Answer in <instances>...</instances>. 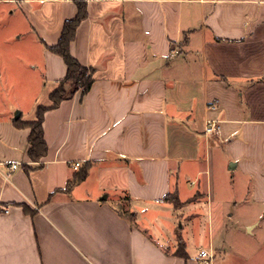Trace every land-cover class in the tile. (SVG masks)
<instances>
[{
	"label": "crops",
	"instance_id": "obj_1",
	"mask_svg": "<svg viewBox=\"0 0 264 264\" xmlns=\"http://www.w3.org/2000/svg\"><path fill=\"white\" fill-rule=\"evenodd\" d=\"M75 1L0 0V264H199L207 248L224 264L231 211L264 242V0H78L71 53L94 82L66 85L34 162L15 121L36 122L66 77L50 48ZM76 163L89 173L67 192Z\"/></svg>",
	"mask_w": 264,
	"mask_h": 264
},
{
	"label": "trees",
	"instance_id": "obj_2",
	"mask_svg": "<svg viewBox=\"0 0 264 264\" xmlns=\"http://www.w3.org/2000/svg\"><path fill=\"white\" fill-rule=\"evenodd\" d=\"M75 2L78 8L77 16L74 19L65 22L59 43L50 48L52 52L61 56L67 65L66 77L60 81L58 88L50 96L52 105L50 107L40 106L38 108L36 122L26 123L21 121V119L15 121V125L18 128H30L31 130L29 137V156L34 162H40L48 153V145L44 135L45 113L50 109L58 108L65 100L67 95L66 85L68 83L75 84L78 89H81L82 94L86 95L94 82V70L83 66L71 53V45L76 39L77 30L80 24L88 17L87 3L78 0ZM89 169L90 164L88 163L81 166L79 171L68 182L65 191L71 192L76 185L82 183L87 178ZM165 201L173 203L177 208L182 206V203L176 194L167 195ZM22 207L27 213H32L27 205L23 204ZM119 213L133 219V214H126L122 210H119ZM186 247V243L180 238L177 254L181 257L187 258L188 254Z\"/></svg>",
	"mask_w": 264,
	"mask_h": 264
},
{
	"label": "rangeland",
	"instance_id": "obj_3",
	"mask_svg": "<svg viewBox=\"0 0 264 264\" xmlns=\"http://www.w3.org/2000/svg\"><path fill=\"white\" fill-rule=\"evenodd\" d=\"M216 208H217V204L215 203L214 205L215 219H216V215H218L219 213V210ZM231 213H233V219L232 220L230 219L231 221L228 222L229 226L226 237L227 238L226 246L228 248L227 250L228 252L224 256L222 255L223 257L219 255L217 259L221 258L220 262H223L224 264H231V261L235 260V258L237 257L238 262H240L242 258L244 259L242 260V262L245 264V258L249 257L253 251L257 250L259 252V256L261 254H264V242H262L261 239L256 237L255 235H250L247 234V232H245V229L241 224L242 223L241 220L243 221V218L238 216V212L236 214L234 211H231ZM242 215H245V212ZM219 224H220L219 220L215 222L216 229H217V225ZM201 241L203 240H198L197 244H195L194 242L190 243L191 250L193 252H195L196 249L203 244ZM205 241H208L207 236L205 237ZM236 247L237 249H239V251H241L239 252L240 253L239 256L233 255L236 254L237 252Z\"/></svg>",
	"mask_w": 264,
	"mask_h": 264
},
{
	"label": "built area",
	"instance_id": "obj_4",
	"mask_svg": "<svg viewBox=\"0 0 264 264\" xmlns=\"http://www.w3.org/2000/svg\"><path fill=\"white\" fill-rule=\"evenodd\" d=\"M176 53L177 52L175 51L173 55ZM220 129H221V124L219 120H210L207 124L206 133L217 134L220 132ZM80 166H81L80 163H76L74 165V168L78 170ZM19 167L20 165L18 163L12 164V170H17ZM198 259H199V264H215V255L212 254L207 249L200 250L198 254Z\"/></svg>",
	"mask_w": 264,
	"mask_h": 264
}]
</instances>
